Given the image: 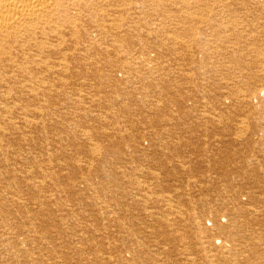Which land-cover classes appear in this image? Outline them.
I'll use <instances>...</instances> for the list:
<instances>
[{
    "label": "rangeland",
    "instance_id": "1",
    "mask_svg": "<svg viewBox=\"0 0 264 264\" xmlns=\"http://www.w3.org/2000/svg\"><path fill=\"white\" fill-rule=\"evenodd\" d=\"M110 1L0 148V264H264V0Z\"/></svg>",
    "mask_w": 264,
    "mask_h": 264
},
{
    "label": "bare ground",
    "instance_id": "2",
    "mask_svg": "<svg viewBox=\"0 0 264 264\" xmlns=\"http://www.w3.org/2000/svg\"><path fill=\"white\" fill-rule=\"evenodd\" d=\"M110 1V0H108ZM116 1V0H115ZM119 5L122 0H118ZM174 1V0H173ZM205 1V0H203ZM202 1V2H203ZM107 2V0H0V118L3 115H9L13 120L12 124H8L3 128L0 125V148H2V144L5 141V138L12 133V137L19 136L20 138H25L24 132L26 130L34 129L37 126V123L34 122L36 119V115L39 114L37 109L32 110L30 107L26 105L27 98H33V100H37L39 96L41 98H49L51 99L56 93L59 92L57 90L59 88V84H61L64 77H61V74H65L69 72V66L73 65L71 62L77 58V52H83L87 54L91 50L96 49V54L98 51L106 50L104 53H107L108 49H97L95 43H92L93 40V32L91 27L93 25H89L92 23L99 12V8L104 5L103 3ZM111 2V1H110ZM109 2V4H110ZM191 2V1H190ZM196 2V1H194ZM198 2V1H197ZM206 2V1H205ZM204 2V3H205ZM116 3V2H115ZM201 5V0L199 1ZM197 3V4H199ZM208 3V2H207ZM117 4V3H116ZM176 4V3H175ZM107 5V4H105ZM118 5V6H119ZM180 4H178L179 6ZM195 5V4H194ZM210 5V3H209ZM199 5H197L198 7ZM204 6V5H203ZM203 6L201 7L203 9ZM207 6V4L205 5ZM182 7V6H181ZM192 7V5H190ZM200 7V6H199ZM210 7V6H209ZM103 8V7H102ZM205 8V7H204ZM198 9V8H197ZM195 9V10H197ZM201 11H204L202 10ZM103 10V9H102ZM186 10V9H185ZM212 10V9H211ZM187 11V10H186ZM193 11V10H192ZM198 11V10H197ZM105 13V11H103ZM121 9L118 11V16L121 18ZM199 12V11H198ZM184 13V12H183ZM189 21L194 20L196 14H189ZM186 14V15H187ZM102 15V13L100 14ZM195 15V16H194ZM199 16V15H197ZM118 17V18H119ZM202 17V16H201ZM100 19L99 17H97ZM186 18V17H185ZM184 18V19H185ZM188 18V19H189ZM91 19V21H90ZM181 19V18H180ZM179 19V20H180ZM197 19H201L197 17ZM115 20V19H114ZM120 20V19H119ZM177 20V21H179ZM187 19H185L186 21ZM98 21V20H96ZM89 22V23H88ZM115 22V21H114ZM119 23L118 21H116ZM94 23V22H93ZM92 23V24H93ZM116 23V24H117ZM95 24H98L95 22ZM94 24V25H95ZM115 23L112 25L117 26V28H121V26L116 25ZM89 25V26H86ZM122 25V24H121ZM126 25V24H125ZM115 26L113 28H115ZM89 27V29H88ZM112 27H110L111 29ZM112 28V30H113ZM109 29V28H108ZM109 29V31H110ZM124 29V27H123ZM108 31V30H107ZM105 29L96 30V34H104L103 32H107ZM113 32V31H111ZM117 32V31H116ZM115 32V33H116ZM122 32V31H121ZM109 33V32H107ZM123 33V32H122ZM125 33V32H124ZM120 34V33H119ZM99 35V36H100ZM117 35V34H116ZM92 37V40H91ZM96 37V36H94ZM98 38V37H97ZM91 40V41H90ZM97 40V39H96ZM98 41V40H97ZM104 41V40H102ZM101 41V42H102ZM96 42V41H95ZM107 43V42H105ZM98 44V43H97ZM100 45V44H99ZM104 43H101L103 47ZM100 46V47H101ZM110 47V46H107ZM115 49V48H113ZM112 50V49H111ZM94 51H92L93 53ZM191 52V51H190ZM194 52V50H193ZM102 52V55L104 54ZM81 54V53H80ZM83 54V55H84ZM95 54V53H94ZM99 54V53H98ZM190 54V53H189ZM101 55V56H102ZM192 55V54H190ZM79 57V56H78ZM84 57V56H83ZM86 57V56H85ZM89 57V56H87ZM93 57V56H92ZM91 57V58H92ZM80 58H82L80 56ZM90 58V59H91ZM103 58V56H102ZM109 58V57H108ZM86 58L82 59L85 60ZM76 60V59H75ZM79 60V59H78ZM88 60V58H87ZM97 60V58H96ZM105 61V58H104ZM87 62V61H86ZM95 62V61H92ZM100 62V61H99ZM103 62V61H102ZM107 62V61H106ZM72 63V64H71ZM88 63V62H87ZM98 63V62H97ZM92 64V63H91ZM95 64V63H93ZM92 64V66H93ZM101 65V62H100ZM74 66V65H73ZM98 67V66H97ZM72 68V67H71ZM103 68V67H102ZM161 67H159L160 70ZM100 69V68H99ZM158 69V67H157ZM155 69V70H157ZM163 69V68H162ZM154 70V71H155ZM71 71V69H70ZM103 71V70H101ZM161 71V70H160ZM159 71V72H160ZM63 72V73H62ZM158 72V71H156ZM166 72V71H165ZM70 73V72H69ZM163 73V72H162ZM161 73V74H162ZM60 74V75H59ZM72 74V73H70ZM158 74V73H157ZM164 74V73H163ZM67 75V74H65ZM101 75V74H100ZM165 75H168L167 72ZM63 76V75H62ZM71 76V75H69ZM107 77V76H105ZM70 78V77H69ZM65 77V80L68 79ZM102 78V77H101ZM99 78V80L101 79ZM104 78V77H103ZM72 79V78H71ZM75 79V78H74ZM67 80V81H68ZM102 80V79H101ZM105 80V79H104ZM36 85L39 88L46 87L45 89L36 90ZM48 87V88H47ZM56 87H58L56 89ZM168 89V88H167ZM166 89V90H167ZM165 91V89H164ZM131 93V92H129ZM166 93V92H165ZM132 95L134 93H131ZM32 95V96H30ZM59 95V94H58ZM29 96V97H28ZM57 99V98H56ZM42 101V100H41ZM48 102V101H47ZM33 101L30 106H33ZM44 104V103H43ZM49 105V103H47ZM46 104V105H47ZM47 105V106H48ZM43 106V105H42ZM49 107V106H48ZM51 107V106H50ZM45 108V107H44ZM52 108V107H51ZM51 108H49L51 110ZM228 108V107H227ZM43 109V108H42ZM41 109V111H42ZM48 109V110H49ZM58 109V108H55ZM40 110V109H39ZM47 110V111H48ZM49 110V112H50ZM46 111V109H45ZM54 111V108H53ZM53 113V112H52ZM57 113V112H56ZM55 113V115H56ZM43 114V113H42ZM44 115V114H43ZM47 116V115H46ZM7 117V116H6ZM9 117V118H10ZM38 117V116H37ZM61 117V116H59ZM66 118V117H65ZM2 119V118H1ZM0 119V120H1ZM7 119V118H5ZM54 119V118H52ZM51 119V121H52ZM59 119V118H58ZM56 120V119H55ZM2 121V120H1ZM0 121V122H1ZM11 121V120H9ZM50 121V120H49ZM59 121V120H58ZM65 122V121H64ZM61 123V122H60ZM54 124V123H53ZM52 124V125H53ZM56 125L58 124L55 123ZM64 125V124H63ZM241 125V124H240ZM41 126V125H40ZM69 126V125H68ZM238 126V125H237ZM39 128V127H38ZM243 130V129H242ZM82 131V130H81ZM86 131V130H85ZM238 131V130H237ZM73 132V131H72ZM76 131H74L75 133ZM87 132V131H86ZM240 132V131H238ZM73 133V135H74ZM28 134V133H27ZM11 135V134H10ZM77 135V134H76ZM243 135V134H242ZM26 136V135H25ZM28 136V135H27ZM26 136V137H27ZM94 136V135H93ZM143 136V135H142ZM9 137V136H8ZM11 137V136H10ZM61 137V136H60ZM109 136L107 135L106 138ZM18 138V137H17ZM87 138V137H86ZM143 138V137H141ZM13 139V138H11ZM54 139V138H53ZM57 139V138H56ZM72 139V138H71ZM76 139V138H75ZM111 139V138H110ZM109 139V140H110ZM30 140V139H28ZM89 140V139H87ZM9 141V140H8ZM15 142V140L13 139ZM24 141V140H23ZM85 141V140H84ZM22 142V141H21ZM33 142V141H32ZM88 142V141H87ZM25 143V141H24ZM29 143V142H28ZM92 142H89L91 144ZM6 144V142H5ZM78 144V143H77ZM82 144V143H81ZM85 144V143H83ZM88 144V143H86ZM7 146V144H6ZM5 146V147H6ZM12 146V145H10ZM89 146V145H88ZM91 146V145H90ZM93 146V145H92ZM95 146V145H94ZM99 146V145H98ZM87 147V146H86ZM4 148V147H3ZM85 148V146H84ZM91 148V147H90ZM96 148V146H95ZM6 149V148H5ZM4 149V150H5ZM15 149V148H14ZM18 149V148H17ZM3 150V149H2ZM20 150V149H19ZM18 150V151H19ZM86 150V149H85ZM21 151V150H20ZM88 151V149H87ZM26 152V151H25ZM83 152V151H82ZM91 152L92 156L90 161L86 163V165H82L83 167L90 165V168H94V163L99 159L100 154L91 148L89 153ZM5 153V152H2ZM16 153V152H15ZM14 153V154H15ZM18 153V152H17ZM30 153V152H29ZM86 153V152H85ZM88 153V152H87ZM24 154V152H23ZM22 151L20 155H23ZM26 154V153H25ZM28 154V153H27ZM31 154V153H30ZM18 155V154H17ZM90 155V154H89ZM27 156V155H25ZM29 156V155H28ZM19 157V156H18ZM16 158V157H15ZM40 158V157H39ZM103 159V158H101ZM17 160V159H16ZM23 160V159H22ZM25 160V159H24ZM23 160V161H24ZM40 160V159H39ZM42 160V159H41ZM89 160V159H88ZM98 162V161H97ZM101 162V160H100ZM21 164V163H20ZM99 164V162H98ZM35 166V165H32ZM148 166V165H147ZM31 167V166H29ZM60 167V165L58 166ZM56 167V168H58ZM96 167V166H95ZM139 167V165H138ZM142 167V165H141ZM34 168V167H33ZM89 168V169H90ZM134 168V167H133ZM145 168V167H142ZM29 169V168H28ZM37 169V168H36ZM61 169V168H60ZM77 169V168H76ZM80 169V168H79ZM84 169V168H83ZM95 169V168H94ZM148 169V168H147ZM152 169V168H151ZM30 170V169H29ZM35 170V169H34ZM33 170V172H34ZM81 170V169H80ZM130 170V169H129ZM139 170V169H138ZM146 170V169H145ZM24 171V169H23ZM45 171V170H44ZM93 171V170H92ZM141 171V170H140ZM28 172V171H27ZM22 172V173H27ZM30 172V171H29ZM38 172V171H37ZM36 172L35 175H38ZM41 172V171H40ZM128 172V171H127ZM130 172V171H129ZM134 172V171H132ZM138 173L143 174L142 172L136 171ZM135 172V173H136ZM146 172V171H145ZM31 173V172H30ZM35 173V172H34ZM45 173V172H42ZM134 173V174H135ZM41 174V173H39ZM47 174V173H46ZM50 174V173H49ZM150 174V172L148 173ZM24 175V174H23ZM144 175V174H143ZM26 176V175H25ZM41 176V175H40ZM45 176V174L43 175ZM50 176V175H49ZM142 176V175H141ZM145 176V175H144ZM154 176V175H153ZM22 177V176H21ZM35 177V176H34ZM33 177V178H34ZM39 177V176H38ZM47 176H45L46 178ZM140 177V175L138 176ZM149 177V176H148ZM146 175V178H148ZM145 178V177H144ZM32 179V178H31ZM154 180V178H151ZM39 180V179H38ZM85 180V179H84ZM138 180V179H137ZM147 180V179H146ZM150 180V179H149ZM86 181V180H85ZM41 180L39 181V183ZM44 182V181H43ZM55 182V181H54ZM148 182V180H147ZM151 182V181H150ZM154 183V181H152ZM42 183V182H41ZM40 183V184H41ZM56 183V182H55ZM144 184V183H143ZM146 184V183H145ZM152 184V183H151ZM147 185H149L147 183ZM38 186V185H37ZM151 187V186H150ZM154 187V185L152 186ZM258 188V187H256ZM140 189H143L140 187ZM139 189V190H140ZM151 190V188H149ZM4 190V189H3ZM6 190V188H5ZM145 190V189H144ZM147 190V189H146ZM260 195L261 192L258 190ZM138 192V191H137ZM145 192V191H144ZM144 192H140L141 194ZM264 192V189L262 190ZM134 193V192H133ZM239 196L238 192H236ZM246 193V192H245ZM139 194V193H138ZM147 194V193H146ZM130 195V194H129ZM128 195V196H129ZM134 195V194H133ZM152 196L154 195L151 194ZM131 196V195H130ZM156 196V195H155ZM159 196V195H158ZM236 196V194L234 195ZM247 196V195H246ZM250 196V195H249ZM248 196V197H249ZM133 197V196H132ZM137 197V195H136ZM145 197V196H143ZM141 196V198H143ZM147 197V196H146ZM145 197V198H146ZM168 197V196H167ZM166 197V198H167ZM170 197V196H169ZM237 197V196H236ZM251 197V196H250ZM249 197V198H250ZM254 201L259 197L253 196ZM131 198V197H130ZM135 198V197H134ZM140 198V196H139ZM148 198V197H147ZM151 198V197H150ZM160 198V197H159ZM171 198V197H170ZM165 199V198H164ZM163 199V202H164ZM176 199V198H175ZM260 199V198H259ZM251 200V198H250ZM142 201H144L142 199ZM162 201V200H161ZM167 201H169L167 199ZM15 203V201H13ZM141 202V201H140ZM146 202V200H145ZM162 202V203H163ZM174 202V201H173ZM256 202V200H255ZM258 202V201H257ZM260 202V200H259ZM36 203V202H35ZM167 203V202H166ZM171 203V202H170ZM262 203V202H260ZM16 204V203H15ZM14 204V205H15ZM39 204V203H36ZM169 204V203H168ZM18 205V204H17ZM164 205V204H163ZM166 205V204H165ZM164 205V207H165ZM36 206V205H35ZM39 206V205H38ZM37 206V207H38ZM167 206V205H166ZM170 206V204H169ZM174 206V204H173ZM171 207V206H170ZM41 208V207H40ZM147 208V206H146ZM170 210V209H169ZM243 211H245L243 209ZM231 212V211H230ZM229 212V213H230ZM248 212V211H247ZM250 212V211H249ZM255 212V211H254ZM232 213V212H231ZM234 213V212H233ZM252 213V212H251ZM219 214V213H218ZM247 214V213H246ZM250 214V213H249ZM255 214V213H254ZM263 214V213H262ZM221 215V214H220ZM219 215V216H220ZM225 215V214H224ZM227 215V214H226ZM260 215V214H258ZM264 215V214H263ZM223 216V215H221ZM228 216V215H227ZM237 216V215H236ZM253 216V214L251 215ZM261 216V215H260ZM225 217V216H223ZM232 218V216H230ZM235 217V215H234ZM248 218V216H246ZM229 218V217H228ZM230 219V218H229ZM236 219V217L234 218ZM252 219V218H251ZM258 219V217H257ZM238 220V218H237ZM239 222V221H238ZM245 222V221H244ZM220 225V224H219ZM231 225H233L231 223ZM236 225V224H234ZM240 224H238L239 226ZM244 227V225H242ZM241 226V227H242ZM226 228V227H225ZM222 230V229H220ZM227 228L225 229V231ZM224 231V232H225ZM226 233V232H225ZM223 233V235L225 234ZM228 233V232H227ZM222 234V232H221ZM231 234V233H230ZM226 235V234H225ZM228 235V234H227ZM234 235V234H233ZM227 237V236H226ZM232 238L234 236H231ZM260 239V238H259ZM233 240V239H231ZM230 240V241H231ZM256 241L258 239H255ZM264 240V239H263ZM262 240V241H263ZM229 241V243H230ZM260 241V240H259ZM226 242V241H225ZM232 242V241H231ZM234 242V241H233ZM236 242V241H235ZM234 242V243H235ZM238 242V241H237ZM264 242V241H263ZM228 243V242H227ZM255 243V242H254ZM258 243V242H256ZM238 244V243H237ZM261 244V242H260ZM225 245L223 244V247ZM230 246V244H229ZM240 246V245H237ZM236 246V248H237ZM251 246V245H250ZM235 247V245L233 246ZM246 247V246H244ZM253 247V246H252ZM250 247V248H252ZM259 247V246H258ZM221 250V248H219ZM226 249V248H225ZM242 249V248H241ZM240 249V250H241ZM258 249V248H257ZM219 250V251H220ZM224 250V249H223ZM250 250V249H248ZM253 250V249H252ZM255 250V249H254ZM253 250V251H254ZM230 251V250H229ZM236 251V250H235ZM242 251V250H241ZM250 253H254V252ZM257 251V250H256ZM255 251V252H256ZM213 252V251H212ZM218 252V251H217ZM221 252V251H220ZM226 252V251H225ZM259 252V250H258ZM260 253V252H259ZM228 254V253H227ZM221 255V254H220ZM230 255H232L230 253ZM219 256V255H218ZM223 256V255H222ZM221 256V257H222ZM229 256V255H228ZM254 256V255H253ZM258 256H260L258 254ZM217 257V256H216ZM225 257V255H224ZM233 257V256H232ZM255 257V256H254ZM257 257V256H256ZM228 259V258H226ZM214 260V259H212ZM219 260V259H218ZM224 261V259H223ZM218 263V262H217ZM213 264V263H212ZM216 264V263H215Z\"/></svg>",
    "mask_w": 264,
    "mask_h": 264
}]
</instances>
